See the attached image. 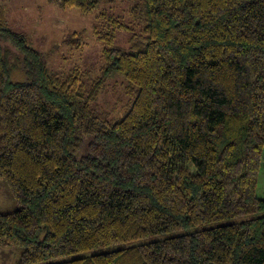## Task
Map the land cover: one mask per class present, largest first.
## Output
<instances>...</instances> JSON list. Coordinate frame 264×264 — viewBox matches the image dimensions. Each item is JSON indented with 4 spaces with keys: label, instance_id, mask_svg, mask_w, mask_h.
<instances>
[{
    "label": "trees",
    "instance_id": "16d2710c",
    "mask_svg": "<svg viewBox=\"0 0 264 264\" xmlns=\"http://www.w3.org/2000/svg\"><path fill=\"white\" fill-rule=\"evenodd\" d=\"M131 1L129 20L96 15L99 69L61 75L0 0V180L19 205L0 245L19 264H264V0ZM118 76L127 101L107 107Z\"/></svg>",
    "mask_w": 264,
    "mask_h": 264
},
{
    "label": "rangeland",
    "instance_id": "374dc122",
    "mask_svg": "<svg viewBox=\"0 0 264 264\" xmlns=\"http://www.w3.org/2000/svg\"><path fill=\"white\" fill-rule=\"evenodd\" d=\"M7 7L8 22L12 29L26 34L30 43L40 50L44 55L47 65L61 75H66L74 67L88 68L95 67L96 70L103 64V50L105 44L98 40L94 34V26L97 23L96 15L102 9L130 19L131 0H115L113 2H101L98 8L89 14L82 13L76 8L61 7L50 0H2ZM79 33L77 42L72 44L67 42L70 34ZM130 32L119 30L116 33L115 45L128 49V37ZM115 78V77H114ZM124 78L118 76L110 81L108 91L102 96L101 103L110 107L124 105L127 97L122 89ZM257 193L264 196V153L262 165L259 171V184ZM19 205L14 200L8 186L0 180V208L9 212L17 209ZM242 217L226 220L238 221ZM156 235L147 238L152 240L159 238ZM125 243L113 245L108 248H118ZM22 249L15 246L0 245V264H19ZM80 254H71L67 257L53 258L32 264H49L62 261Z\"/></svg>",
    "mask_w": 264,
    "mask_h": 264
}]
</instances>
